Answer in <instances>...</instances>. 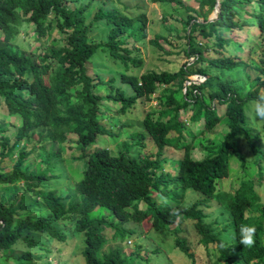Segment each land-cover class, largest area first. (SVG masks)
<instances>
[{"label":"trees","instance_id":"1","mask_svg":"<svg viewBox=\"0 0 264 264\" xmlns=\"http://www.w3.org/2000/svg\"><path fill=\"white\" fill-rule=\"evenodd\" d=\"M94 1L0 0V105L6 114L20 120L11 137L6 132L8 125L0 122V264H52L40 251L49 252L45 239L64 238L57 221L68 213L73 231L83 233L85 264H134L129 257L150 264L146 252H140L143 245L128 252L121 245L102 252L107 241L103 231L109 227L112 238L125 242L140 236L137 228L146 233L168 230L172 224L170 230L177 234L173 246L189 264H196V253L212 257V264H264V202L253 187L256 180L264 184V120L250 111L246 114L250 103L264 95V53L258 64H251L258 73L254 78L241 59L205 56L210 50L223 53L226 45L241 51L243 42L224 36L235 29L253 25L264 37V0H199V7L207 6V12L191 9L196 15L183 20L184 61L177 68L148 69L140 74L133 69L142 65L134 44L147 36L145 14L130 15L112 4L107 8L108 0H96L106 4L93 10ZM23 22L33 27L30 34L35 44L29 50L13 43ZM105 26V39L90 40ZM196 31L215 41L199 45ZM161 37L155 35L149 42L170 54L159 45ZM98 51L107 61L105 72L88 65ZM239 71L244 74L243 82L232 77ZM163 85V93L156 95L162 106L156 118H151V112L142 118L157 147L153 156L141 154L144 135L137 131L132 134L136 140L124 143L117 154L97 146L99 136L113 135L102 122L106 111L99 108L101 100L118 104L115 112L123 115L138 101L151 100ZM219 106H223L221 113ZM188 110L192 122H202L199 133L226 119L228 130L222 141L205 145L201 158L191 155L195 134L190 141L182 134ZM170 131L176 134L172 136ZM71 134L76 136L80 153L68 159L80 162L79 168L61 155L62 143ZM40 142L45 154L31 172L26 169L27 161L35 146L29 150L26 146ZM47 142L51 143L49 149H45ZM241 145L249 148L250 162L256 167L254 176L241 179L233 191L216 190L215 182L229 174L231 153L245 166ZM167 146L183 153L171 159L173 169L164 172L161 154ZM7 158L15 159L11 171L1 165ZM74 171L78 172L76 178ZM63 176L71 180L65 183L67 192L56 194V186L49 182ZM43 180L48 183L41 184ZM188 192L196 196L189 206L183 204ZM96 207L107 212L93 216ZM43 210L47 213H40ZM213 210L221 217L209 219ZM247 211L257 214L246 215ZM187 219L194 220L195 240L179 235L183 231L180 223ZM241 225L255 227L254 245L239 243Z\"/></svg>","mask_w":264,"mask_h":264},{"label":"rangeland","instance_id":"2","mask_svg":"<svg viewBox=\"0 0 264 264\" xmlns=\"http://www.w3.org/2000/svg\"><path fill=\"white\" fill-rule=\"evenodd\" d=\"M179 2H175L173 0H108L107 8H109V4L120 8L122 11L130 14L137 15L139 13H144L146 16V27H147V36L146 38L134 45L138 47L139 57L142 60V65L140 67L133 68L134 71L138 72V74L145 72L148 69L160 70V69H173L177 68L179 64H181L182 60L184 61V55L181 54V50L185 48L187 39L185 38V29L183 26V20L187 19L188 15L195 16V12L191 9H196L200 12H207V6L203 8L199 7V0H178ZM104 5L106 2L94 1L92 2L93 10H96L97 5ZM185 7V8H184ZM243 13V12H241ZM212 13L209 12L208 15L211 16ZM249 21L255 23V17H249ZM32 26L23 22L20 28V33L16 36L13 43L18 45L20 49L29 50L31 46H34L35 41L33 40V36L30 34L32 30ZM107 26L101 28L100 31L93 35L90 40H103L106 37ZM162 35L159 39V45L168 51L170 54H163L159 48L153 46L149 40L153 39L155 35ZM197 36L196 43L199 45L210 44L215 41L213 37L202 38L197 31L194 32ZM54 36L57 35L56 30L53 31ZM255 35V39L251 40V36ZM224 36L235 38L241 42H243L244 46H242L241 51H237L235 46L226 45V49L223 53H216L213 50H210L205 53L207 58L217 57V56H230L232 58H236V60H242L247 63V67L245 70L251 75V78H254L258 75L257 70L253 68V64L259 63V58L264 53V37L258 35L255 32L254 26L244 27L241 30H232L230 32H226ZM252 44H251V43ZM180 51V52H179ZM179 52V53H178ZM238 56V57H237ZM252 64V65H251ZM90 68L96 69L102 72H105L108 68L107 61L103 52L98 51L92 61L88 64ZM114 69L113 67H110ZM106 69V70H105ZM113 70H110L109 73H112ZM136 72V73H137ZM140 72V73H139ZM227 76V72L225 73ZM261 76V75H260ZM109 74H105V78H108ZM192 77V76H191ZM232 77L241 78V82L244 80V74L242 72H237ZM198 80H202L203 77H196ZM172 88H175V81L170 84ZM165 85L158 88L157 92L153 94V98L151 100H142L138 101L134 108L126 113L119 114L115 111L118 108V104L114 102L101 100L99 108L103 109L106 115V118L102 121L104 125L111 128L113 133L112 136L101 135L99 136V141L97 146L99 147H108L112 154H117L121 147L129 143L131 144L136 138L132 137V134L137 131L140 134H143L142 143L143 148L141 149L142 155H151L153 156L157 150L155 143L153 142L151 136L147 133L143 126L142 118L144 114L147 112L153 113L151 118L155 119L157 113L161 107L158 104V99L156 95L163 93L162 88ZM248 86L244 88V92L247 90ZM100 93H104V91L99 90ZM204 92L207 94L208 90L205 89ZM104 106L109 107V109H105ZM223 110V106H219V113ZM183 114V111H180V115ZM190 111L186 112L184 121L186 123L187 128L183 130L182 134L184 135V140L190 141L192 136L195 134V138L193 140V146L191 149V155L194 158H201L205 153L206 149L205 145H213L222 141L225 132L228 130L226 125L225 117L222 120L214 125L213 129L210 131H205L199 133L202 128V122L196 121L192 122L189 119ZM166 117L163 118L165 120ZM4 121L8 125L7 134L11 137L13 136V132L15 127L20 123L19 117L10 116L3 111V104L0 105V122ZM261 126V123L258 124ZM192 133V134H191ZM175 131H170V135H175ZM69 140L62 143L61 155L66 161L71 162V164L75 168L80 167V162L70 161L68 158L73 155H78L80 153L78 149V144L75 142L76 136L71 134L69 135ZM36 138V137H35ZM264 141V138H263ZM40 143H29L26 146V149L29 150L32 146H35V150L33 155L27 161L29 167L26 169L33 172L38 165L39 158L45 154V151L40 148ZM50 142H47L46 148H51ZM53 148H57V145L53 146ZM240 151L244 154L246 158V163L244 167L240 166L239 160L231 153L229 158V174L221 179H218L215 182L216 190H225V191H233L239 186V181L241 179L251 178L254 176L256 172V167L250 162L251 153L249 148L246 145L240 146ZM183 150L176 149L172 146L164 147L162 150L161 157L164 159L163 161V171L167 172L173 169L170 160L177 159L182 156ZM15 159H5L2 161L1 165L5 167V170L11 171L12 164ZM26 164V165H27ZM66 164V163H65ZM65 164L63 165L65 167ZM72 167V166H70ZM68 172V171H66ZM78 172L74 171V177H77ZM69 175L70 172H69ZM69 181V178L62 177V179H55L49 182L52 187L56 186V194L64 195L67 192L66 182ZM67 182V183H68ZM22 182H19L21 184ZM48 183L47 180H43L41 184L46 185ZM41 185V186H43ZM255 191L262 197V201L264 202V184H260L257 180L254 182ZM20 194L17 195V199ZM161 201V200H160ZM194 201H196V196L192 193H187L186 197L183 200L184 205H191ZM40 212V211H39ZM39 212H34V215H38ZM107 211L102 207H96L93 211V216H100L105 214ZM40 213L46 214L47 210H43ZM218 214V215H217ZM256 215L255 213H249L247 211L246 215ZM69 213L62 220L57 221L58 227L63 231L64 238H48L45 239L47 243V247L49 252L40 251L47 260L51 261L52 264H85L83 260V256L81 254L82 249L84 247L83 243V233L73 231V218ZM220 218L221 215L218 211L213 210L212 215L209 219H213L214 217ZM111 219V218H110ZM194 220L187 219L184 222H181L180 225L183 226V231L179 233L182 237L193 238L195 240L196 233L193 229L192 223ZM147 224H149L147 222ZM145 227H148V225ZM172 224L170 228L174 227ZM143 230H147L141 226ZM170 228L168 230L154 231L149 230L144 233V231L138 229V233L140 236L135 235L131 238L127 239L125 242L121 241L119 238H112V229L106 227L103 233L105 234L107 241L103 244L101 251L108 252L109 250L115 248L117 245H121V247L128 252L130 249H138V246H142V250L140 252L145 251L146 255L149 259L150 264H189L188 260L184 256H181L180 251L174 247V237L177 234H174ZM142 232V233H141ZM36 237H40L37 235ZM142 237V238H141ZM42 238V237H40ZM134 238V239H133ZM212 248H215V243H210ZM160 252L153 254L151 251L154 249L160 248ZM171 248V249H170ZM10 251V250H8ZM179 251V257L176 259V255ZM190 251V250H189ZM199 256L197 253L194 256V260L196 264H212V260L210 257L206 255ZM130 261H133L134 264H148L142 258H131ZM160 261H162L160 263ZM3 264V263H1Z\"/></svg>","mask_w":264,"mask_h":264},{"label":"clouds","instance_id":"3","mask_svg":"<svg viewBox=\"0 0 264 264\" xmlns=\"http://www.w3.org/2000/svg\"><path fill=\"white\" fill-rule=\"evenodd\" d=\"M249 111L253 113L256 118L264 120V95L258 97L250 103L248 109H246V114ZM255 232L256 229L254 226L241 225L239 243L244 247H250L254 245Z\"/></svg>","mask_w":264,"mask_h":264}]
</instances>
